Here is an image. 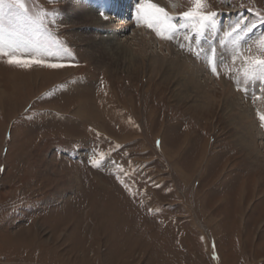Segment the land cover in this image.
Returning <instances> with one entry per match:
<instances>
[{
	"label": "rangeland",
	"instance_id": "rangeland-1",
	"mask_svg": "<svg viewBox=\"0 0 264 264\" xmlns=\"http://www.w3.org/2000/svg\"><path fill=\"white\" fill-rule=\"evenodd\" d=\"M75 1L25 0V15L6 0L0 16L4 51L43 61L0 55V264H264L262 138L244 142L219 85L209 101L185 93L160 51L245 103L264 96V0H206L211 23L182 16L193 0H164L173 37L151 28L139 62L109 63L89 55ZM113 2L111 20L140 14V0Z\"/></svg>",
	"mask_w": 264,
	"mask_h": 264
},
{
	"label": "bare ground",
	"instance_id": "bare-ground-1",
	"mask_svg": "<svg viewBox=\"0 0 264 264\" xmlns=\"http://www.w3.org/2000/svg\"><path fill=\"white\" fill-rule=\"evenodd\" d=\"M113 1L115 0H96V1L95 0H76L75 2H72L71 4L68 5L67 14L74 21L81 24L82 27L84 28L85 33L82 36V38L83 40L85 38L84 42H85V45H87V51L89 52V55L91 54L90 56L93 57L92 58L94 59L93 61H95L96 59L97 62L109 63L107 59L113 60L115 57L117 59L124 60L122 56L128 55L130 60L139 62V60L142 57H144V55L140 56V53L142 54L144 53L145 50L143 47L144 46L148 47L147 42H149V40L145 39L144 36H146V34L151 30V28H149L145 23H143L142 20L138 22L139 16H136L137 14H135V12L137 13V11H135L137 10V7L133 5H132L133 9L131 11L132 13L131 16H126L127 17L126 18L125 15H123L122 13L121 14L117 13L118 15L117 14L116 16L114 15L115 17L113 20L109 19L108 17L109 12L111 11V8L114 5ZM128 1L129 0H122L123 7H127V5L130 4L128 3ZM152 2L158 4L161 7L162 4L164 3V0H152ZM101 9H104L108 13L106 12L107 14H104L103 16L99 15V12ZM136 24H140L138 25L139 26L138 28L135 27ZM131 30L132 32H130ZM139 31H140L141 36H138ZM147 35L150 36L149 34ZM150 39L152 40V38ZM245 42L246 43L250 42V40H246ZM128 44L134 45L135 48L134 47L130 48ZM245 45L247 44H244V46L242 47L237 46V45L232 46V48H234L235 50L232 49L230 51L233 55H235V52H238L239 55H237L236 57L238 58L239 56L243 55L242 53L245 51L244 49L246 47ZM165 50H167L168 54L171 55L170 56V59H171L170 66L168 67L172 69L171 72L174 75H177L179 77L180 83H182L181 88L184 89L185 93H189V91L194 92L196 99L197 97L200 98L199 101H203V100L209 101L212 97L211 95L212 85L214 86L219 85L224 91L225 100H226L225 103H226V107H228L227 109H229L231 113L235 114L234 118L239 120V122L242 125V128H243L242 133H245L244 136H246L247 138V139L245 138L244 142L251 143L256 139V136L257 137L259 136L262 138L261 144L264 145V138L260 134V133H263L262 128H259V124L255 117L256 113H258L259 115V109L261 111L264 110L263 93L259 95L258 90L255 91L254 100L252 101L249 98L247 99L245 103V101L244 102L241 101L245 99L240 98V94L235 92V90H233V87L231 86V84H229L226 80L224 81L221 80L223 78L221 79L219 78L220 79L219 80L217 79V77H212V75H209V73L206 70L203 71V67L201 66V64L199 63L196 64L194 63V61H189L186 58H183V56H181L179 52L175 51L171 47L165 48L160 45V51L161 53H163L165 59L167 57L165 56L166 54H164ZM107 56L109 58H107ZM157 56L159 57V59L161 58L160 57L161 55L157 54ZM236 58L235 60H233L234 57L232 56V59L229 58L230 59L229 61L233 60V62L237 63L239 60ZM165 62L166 61L163 60V56H162V61L159 62L161 68L164 66L163 64ZM152 63H149V65H151ZM242 82H245V81H242ZM247 95L248 97H250L249 96L250 94H247ZM86 98L87 97H85L84 99ZM82 100L80 99V101H77V102L79 103ZM86 101L87 100H85V102ZM85 102H83V104Z\"/></svg>",
	"mask_w": 264,
	"mask_h": 264
},
{
	"label": "snow or ice",
	"instance_id": "snow-or-ice-1",
	"mask_svg": "<svg viewBox=\"0 0 264 264\" xmlns=\"http://www.w3.org/2000/svg\"><path fill=\"white\" fill-rule=\"evenodd\" d=\"M6 0H0V16L3 15V6ZM8 7L10 9L15 8L20 12H23L25 15L29 13V9L26 7L25 0H7ZM195 5V9L192 11L182 13L184 18H192L198 17L200 20H203L207 23H211L216 16V13H210L207 15H203L201 13V9L205 6L206 0H193ZM139 17L138 22L143 21L149 28H152L157 32V35H160L162 38L171 39L176 30H178V26L174 21L175 17H172L163 7H160L158 4L153 3L152 0H140L139 3ZM100 14L103 16L104 11L100 10ZM47 13H43L41 15H37L35 17V22L43 25L44 19L46 18ZM207 23L205 26H207ZM262 46H264V41H261ZM3 40L0 39V55L8 56L9 64L16 65H24L30 66L32 63H43L42 60H34V59H25L22 57H16L15 54L11 51H4L3 48ZM12 46L10 45V48ZM256 63L262 67H264V60L256 61ZM49 67H61L59 64H49ZM214 72L216 71L215 67L212 69ZM261 120H264V116L260 117Z\"/></svg>",
	"mask_w": 264,
	"mask_h": 264
}]
</instances>
